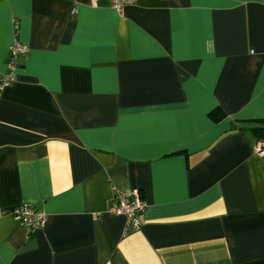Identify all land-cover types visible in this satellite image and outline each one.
I'll use <instances>...</instances> for the list:
<instances>
[{"label":"crops","instance_id":"crops-1","mask_svg":"<svg viewBox=\"0 0 264 264\" xmlns=\"http://www.w3.org/2000/svg\"><path fill=\"white\" fill-rule=\"evenodd\" d=\"M15 39L0 264H264L247 130L264 119V0H0V78ZM130 190L137 230L108 212ZM24 204L47 217L30 236L11 214Z\"/></svg>","mask_w":264,"mask_h":264},{"label":"built area","instance_id":"built-area-1","mask_svg":"<svg viewBox=\"0 0 264 264\" xmlns=\"http://www.w3.org/2000/svg\"><path fill=\"white\" fill-rule=\"evenodd\" d=\"M100 1V0H95ZM111 7L118 13H121L124 7L131 5L135 0H107ZM74 9L72 13H74ZM17 33V24L15 25ZM28 53V46L15 39L8 47L7 53V70L0 78V95L2 91L15 82V72L19 67V61ZM254 152L260 157H264V142L257 141L253 148ZM114 203L108 209L113 215L123 216L126 227L132 230L140 228L142 223V215L146 204L142 196L137 190L115 191L113 196ZM11 214L15 217L18 224L25 230L28 236L41 229L47 217L45 213L30 205H19L11 210Z\"/></svg>","mask_w":264,"mask_h":264},{"label":"trees","instance_id":"trees-1","mask_svg":"<svg viewBox=\"0 0 264 264\" xmlns=\"http://www.w3.org/2000/svg\"><path fill=\"white\" fill-rule=\"evenodd\" d=\"M208 116L213 121H218L225 117V113L220 109L216 108L213 111H211ZM253 125L247 130H249L253 136L255 137L256 141L264 142V119L254 120L252 121ZM240 130H246L243 128H239Z\"/></svg>","mask_w":264,"mask_h":264}]
</instances>
